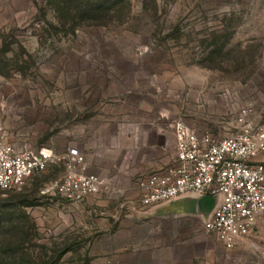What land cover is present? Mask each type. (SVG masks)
I'll return each mask as SVG.
<instances>
[{"label":"rangeland","instance_id":"rangeland-1","mask_svg":"<svg viewBox=\"0 0 264 264\" xmlns=\"http://www.w3.org/2000/svg\"><path fill=\"white\" fill-rule=\"evenodd\" d=\"M243 108L264 124V0H0L7 139L76 147L104 179L80 202L44 192L62 164L0 188V264H264V215L226 249L140 200L177 122L225 136Z\"/></svg>","mask_w":264,"mask_h":264},{"label":"built area","instance_id":"built-area-1","mask_svg":"<svg viewBox=\"0 0 264 264\" xmlns=\"http://www.w3.org/2000/svg\"><path fill=\"white\" fill-rule=\"evenodd\" d=\"M175 164L139 183L140 200L155 206L190 195H211L215 204L201 216L204 229L217 235L226 249L241 243L264 215V124L243 108L234 130L225 136L199 134L183 122L174 125ZM62 164L60 175L44 192L68 202L96 195L104 179L87 172L85 156L76 147L57 152L51 147L16 146L7 139L0 117V188L12 189L26 178Z\"/></svg>","mask_w":264,"mask_h":264},{"label":"crops","instance_id":"crops-1","mask_svg":"<svg viewBox=\"0 0 264 264\" xmlns=\"http://www.w3.org/2000/svg\"><path fill=\"white\" fill-rule=\"evenodd\" d=\"M259 159L262 160L260 156ZM200 199L201 197L185 195L168 202L150 206L145 212L151 213L150 215H157L158 217H201L203 215L202 211L205 210L208 205L202 203Z\"/></svg>","mask_w":264,"mask_h":264},{"label":"water","instance_id":"water-1","mask_svg":"<svg viewBox=\"0 0 264 264\" xmlns=\"http://www.w3.org/2000/svg\"><path fill=\"white\" fill-rule=\"evenodd\" d=\"M200 201L208 205V207L202 211L203 214H207L208 212H210L215 204V198L214 196L211 195L202 196Z\"/></svg>","mask_w":264,"mask_h":264}]
</instances>
